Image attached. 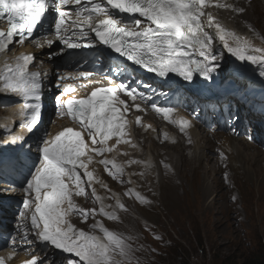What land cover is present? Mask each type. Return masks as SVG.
<instances>
[{"label": "snow or ice", "instance_id": "snow-or-ice-1", "mask_svg": "<svg viewBox=\"0 0 264 264\" xmlns=\"http://www.w3.org/2000/svg\"><path fill=\"white\" fill-rule=\"evenodd\" d=\"M211 2L212 0H0V21L7 24L6 31L0 30V54L34 38V29L41 23L45 13L52 9L57 15L52 30L53 39L47 40L49 45L58 40L67 49H81L99 43L158 77L176 74L184 81H192L194 73L211 78L219 66L223 51L216 50L213 44L218 38L222 48L237 60L259 64L262 69L260 74L264 76V55L252 54L259 50H250L246 42L226 30L211 12L205 11ZM69 4L76 7L66 9L65 6ZM216 6L228 8L234 13L245 11L244 7L231 3H218ZM113 10L118 14H128L127 19L117 16ZM69 11L74 12L77 19L83 14L85 21L95 16L99 18V22L86 24L87 30L76 21L65 26ZM58 51L63 53L64 49ZM56 54L49 52L48 55L53 58ZM34 59L33 55L27 54L17 57L15 66L0 76L4 91H12L25 98L27 118L22 126L29 131L38 124L42 112L43 78L40 72L29 71V65ZM43 75L46 77L48 73ZM68 75L88 77L92 73H60L57 79L62 81ZM58 87L63 92L70 90L65 84H59ZM122 92L135 101L136 89L124 82L115 86L96 87L84 98L72 97L63 101L58 98L57 114L68 115L78 121L80 128L87 133L88 142L82 137L81 131L72 127L64 128L43 142L39 149L41 159L34 174L21 188L24 196L17 229L21 233L20 245H32L34 241L46 243L78 258L68 259L67 264H124L129 257L131 248L126 239L109 231L99 221L92 224L91 228H99L104 234L103 238L78 229L68 219L71 215H78L82 222H86L89 216L96 215V209L79 208L73 197L89 195L85 191V184L91 187L93 180V172L88 170L93 159L91 154L102 156L105 152L112 151L107 146V141L115 137L118 144L125 136V113L129 106L119 99ZM28 98L34 102H29ZM140 98L144 99L143 93ZM134 106L136 109L140 108L139 104ZM153 107L157 112H162L165 118L172 111L171 108ZM136 122L139 124V117ZM181 123L187 124V121ZM99 162L106 170L112 165L115 171H109V174L114 178H118L123 172L111 160ZM96 182L108 187L98 178ZM90 194L96 200L101 199L94 188ZM135 195L140 202L151 203L139 193ZM116 203L120 209L127 211L118 198ZM99 213L109 219H118L115 211H106L102 202ZM12 247L13 250L17 247L15 238ZM0 264H5L4 258H0ZM27 264H43V261L33 259Z\"/></svg>", "mask_w": 264, "mask_h": 264}, {"label": "rangeland", "instance_id": "rangeland-1", "mask_svg": "<svg viewBox=\"0 0 264 264\" xmlns=\"http://www.w3.org/2000/svg\"><path fill=\"white\" fill-rule=\"evenodd\" d=\"M263 1L252 0V6H245L241 0L237 1V6H245L238 20L243 30L239 29L248 33L245 29L251 24L264 40V3L260 4ZM246 3H251V0H246ZM255 42L260 43L259 40ZM0 114L10 118L9 113L2 109ZM209 142L205 146L208 152L212 150V142ZM233 142L243 148L238 141ZM169 152L180 176L163 182L157 187L158 194L148 190L140 194L146 201L155 202L156 210L151 203L136 199L135 194H125L127 211L122 212L119 226L114 230L119 235L120 226L127 229L126 236H122L131 248L127 259L140 264L154 261L155 254L163 250L165 241H169L166 234L159 230L160 225L164 231L170 230L172 235L169 238L176 240L179 248L172 250L171 255H158L155 259L158 264L164 261L166 264H240L250 253L264 261V186L260 183L264 172V153L244 149L241 159L250 154L255 156V163H261L260 166L249 165L251 171H260L259 181L251 180L248 175L255 177L252 172L246 174L242 169L235 170L240 198L236 204H231L228 199L231 192L221 182L216 162L208 163V173L204 167L207 163L202 158L185 164L187 158L179 148H171ZM239 209L244 211L245 224L236 227L235 213ZM200 249L207 256L200 253Z\"/></svg>", "mask_w": 264, "mask_h": 264}, {"label": "bare ground", "instance_id": "bare-ground-1", "mask_svg": "<svg viewBox=\"0 0 264 264\" xmlns=\"http://www.w3.org/2000/svg\"><path fill=\"white\" fill-rule=\"evenodd\" d=\"M234 5L237 6V1H241V0H232ZM245 2L244 5H248V4H252V0H251V3H246V0H243ZM263 2H261L260 4H263ZM216 8V11L215 9L209 5L208 7L205 8V11L207 12H211L212 15L215 17V19L228 31L232 32L235 34V36H238L242 41L246 42L248 47H253L255 46V44H251L252 41H251V38L249 36L248 33H245V32H242L239 27L240 26H236L235 25V15L236 14H227L225 13L221 8L215 6ZM214 12H216V15H214ZM220 19V20H218ZM85 23V26L86 24H92V20L91 18H88L87 21H82ZM209 31L211 32V30L209 29ZM218 42L217 43V50L218 51H223V56L220 58V61L219 62V66L216 67V70L212 73V75L214 77H216L217 81L218 82V85L220 84V81L221 80H224L226 81L227 83L231 81V77H232V74L233 72L235 71H242L244 70L242 67L239 66V63L240 61L237 60L235 57L231 56V54L227 53L226 50H224L222 48V43L219 42L218 38L217 40L214 41L215 42ZM233 41L230 39V43H232ZM226 63H228V66L226 65ZM10 67H13L12 65V61L11 60H5L3 61L2 64H0V74H4L8 71V69ZM246 71V70H245ZM216 88H218L216 86ZM247 98H251V97H247ZM24 99V97H22L20 94L18 93H14L12 91H4V88L2 87V84H1V81H0V100L1 101H4L5 103H8L10 104L9 106V110H14L16 108V106L18 105V103H20V101H22ZM58 124H61L63 125V123H58ZM55 130L59 129V125L56 126V127H53ZM174 128V127H173ZM50 127L46 128V130L52 132L51 130H49ZM165 130L168 131L167 128H164ZM236 130H231L232 133H235ZM196 134H198L197 132L195 133V136ZM231 141H233V139H230ZM131 142V140L129 141ZM219 143H222V141H220ZM134 149H138V147H135ZM244 152L242 151V149L239 148V152H238V157H239V160L242 164H244V167H245V173H254L255 174V177H251V175H248L252 181H259V175H260V171L258 170H255V171H251L250 170V167L249 165L253 164L254 165H258L260 166L261 163H255L257 160L255 159V156L254 155H245V158L241 159V155L243 154ZM260 154H262L261 152H259ZM238 159V158H237ZM197 160V159H196ZM167 165V162L165 163ZM247 166V168H246ZM204 167L206 168L207 172L209 173V164H204ZM191 169V168H190ZM203 175V174H202ZM206 180V179H205ZM168 182V181H167ZM176 182V181H175ZM177 183V182H176ZM261 185L264 186V172L262 173V179L260 181ZM207 184V183H206ZM205 185V184H204ZM180 186V185H179ZM187 186V185H185ZM189 186V185H188ZM211 186V185H210ZM180 188V187H179ZM178 188V189H179ZM189 188V187H188ZM158 189V188H157ZM174 189V188H173ZM159 190V189H158ZM188 190V189H187ZM211 190V189H210ZM177 191V190H176ZM240 192V191H239ZM206 193V192H205ZM177 194V193H176ZM207 194V193H206ZM177 196V195H176ZM146 198V197H145ZM187 199V198H186ZM203 200V199H202ZM212 201V200H211ZM208 208V207H207ZM163 218V217H162ZM172 220V219H171Z\"/></svg>", "mask_w": 264, "mask_h": 264}, {"label": "clouds", "instance_id": "clouds-1", "mask_svg": "<svg viewBox=\"0 0 264 264\" xmlns=\"http://www.w3.org/2000/svg\"><path fill=\"white\" fill-rule=\"evenodd\" d=\"M193 123H194V129L191 131V134L193 135L192 136L193 141L196 142V144L193 147L185 148V147H183V145H180V144H178L176 147H173L170 145H163V146L159 145L157 148H152V147L150 148L151 149L150 155L155 160H160L163 158H169L170 162L174 165V170H175L176 175L180 176L178 173L177 165L173 162V158L169 152V149H171V148H179L181 150L183 156H185L187 158V160H185V162H184L185 164L187 162L191 161L192 159H193V161H196V158H202L203 161L206 163L216 162L218 169H220V172L218 173V176L220 177L221 173H223V169H222L223 167H222V165L220 166L218 164V161L215 157V149L218 147V145L221 144V143H219L220 141H222V143L225 141H228L231 143L233 151H234V154L230 158L231 165L237 160L242 165L243 172L245 171L244 164H242L240 162L239 158L237 159L238 152H239V146H236V144L233 142L234 140H236L239 142V144L242 145V147L244 149H247L248 146L246 145L245 141L243 142L241 136L235 135V133H232L231 130H227V128H225V127H218L216 130H214L213 135H209L208 132H206L205 128H201L202 126L199 122L193 120ZM196 132L198 134H196V136H195ZM230 139H233V141H231ZM209 141L212 142V150L208 152V151H205V148H206L205 146L209 145V143H210ZM251 145H253V144L250 143L249 147ZM243 148H242V150L244 151ZM188 149L193 150L192 154L188 153ZM260 151H262L264 153V151L262 149H260ZM229 167H228V169H229ZM230 195H231V193L228 194V199H229V202L232 204V202L230 201ZM239 196H240V194H239ZM234 204H236V203H234ZM236 212H239V215L236 216V219H237L236 227H240L243 224H245L244 211L242 209H239ZM158 228L161 232H164L166 234L167 240H169L168 241L169 245L167 247V250L170 249V247L172 246L170 244H173L175 242V240L173 238H172V240H170V238H169V236L172 235L170 230L164 231L160 225L158 226ZM172 231L175 232L173 229H172ZM247 245H249V244H247ZM151 249H154V248H151ZM164 254H165V250H162L160 252V254H159V252H157L155 254V259H157L158 255L163 256ZM155 259H154V262H155ZM162 263L166 264L165 261ZM162 263H160V264H162Z\"/></svg>", "mask_w": 264, "mask_h": 264}, {"label": "trees", "instance_id": "trees-1", "mask_svg": "<svg viewBox=\"0 0 264 264\" xmlns=\"http://www.w3.org/2000/svg\"><path fill=\"white\" fill-rule=\"evenodd\" d=\"M200 251V253L207 256V253L203 249H200ZM240 264H264V261L260 260L256 255H254V253H250Z\"/></svg>", "mask_w": 264, "mask_h": 264}]
</instances>
